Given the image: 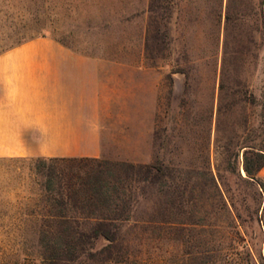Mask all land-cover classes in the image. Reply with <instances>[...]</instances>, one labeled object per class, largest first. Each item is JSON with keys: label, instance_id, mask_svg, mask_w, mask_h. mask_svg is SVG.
<instances>
[{"label": "rangeland", "instance_id": "1", "mask_svg": "<svg viewBox=\"0 0 264 264\" xmlns=\"http://www.w3.org/2000/svg\"><path fill=\"white\" fill-rule=\"evenodd\" d=\"M22 25L27 34L134 66L123 70L100 158L155 163L166 155V164L193 170L210 158L227 173L235 160L227 147L264 151V0H0V52ZM13 166L0 159V183ZM196 192L181 205L188 216L225 221L212 212L213 198ZM249 225L235 242L237 263L264 264V234ZM198 241L204 261L205 237ZM170 243L175 255L191 249ZM37 253V244L0 238V264H34Z\"/></svg>", "mask_w": 264, "mask_h": 264}, {"label": "trees", "instance_id": "2", "mask_svg": "<svg viewBox=\"0 0 264 264\" xmlns=\"http://www.w3.org/2000/svg\"><path fill=\"white\" fill-rule=\"evenodd\" d=\"M23 27L8 35L10 43L1 51L40 35ZM238 148H226L228 156L235 155L233 164L227 162L229 174L210 158L196 170L168 165L166 155L155 163L91 156L0 158L15 163L0 183V238L37 244L34 264H239L242 251L235 242L245 239L240 228L252 222L264 234V177L258 176L264 151L255 145ZM241 151L245 173L238 163ZM196 188L213 198L212 212L225 221L188 216L181 205L199 197ZM200 236L207 252L202 263ZM170 242L191 249L175 255Z\"/></svg>", "mask_w": 264, "mask_h": 264}, {"label": "crops", "instance_id": "3", "mask_svg": "<svg viewBox=\"0 0 264 264\" xmlns=\"http://www.w3.org/2000/svg\"><path fill=\"white\" fill-rule=\"evenodd\" d=\"M125 67L44 34L1 51L0 158L101 156Z\"/></svg>", "mask_w": 264, "mask_h": 264}]
</instances>
